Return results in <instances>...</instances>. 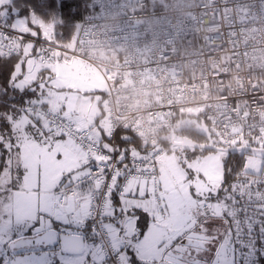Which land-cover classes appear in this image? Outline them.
<instances>
[{
  "label": "built area",
  "instance_id": "2783aa9c",
  "mask_svg": "<svg viewBox=\"0 0 264 264\" xmlns=\"http://www.w3.org/2000/svg\"><path fill=\"white\" fill-rule=\"evenodd\" d=\"M81 8L70 46L4 33L0 56L23 58L28 50L43 64L80 59L92 65L107 84L100 119L93 124L85 115H67L42 101L27 103V112L45 128L71 122L97 136L101 128L135 133L142 144L134 148L155 159L159 182L162 135L174 129L180 113L200 118L240 157L228 191L216 199L223 202L222 214L243 224L264 218V0H82ZM7 15L0 11V18ZM66 142L83 163L85 149L72 138ZM136 180L143 185L145 178L137 177L130 188ZM62 191L56 193L64 202ZM150 200L158 219L165 220L162 204L155 196ZM90 203L95 201L89 195L80 204L85 219L96 215ZM197 204L203 214L212 212L204 200ZM104 211L111 213L112 202ZM106 226L112 245H119L115 225ZM104 255L106 249L94 247L97 262Z\"/></svg>",
  "mask_w": 264,
  "mask_h": 264
},
{
  "label": "snow or ice",
  "instance_id": "6c2138e0",
  "mask_svg": "<svg viewBox=\"0 0 264 264\" xmlns=\"http://www.w3.org/2000/svg\"><path fill=\"white\" fill-rule=\"evenodd\" d=\"M39 2L41 6L58 9L62 16L69 19L77 15V0H39ZM34 10L32 0H26L23 7L11 8L6 17L0 18V39L3 38L4 33H8L18 34L22 38L27 37L28 40L37 43L41 42L43 38L39 34L22 32L15 26L18 17L30 15ZM33 49L39 54L36 44H33ZM12 73H15V64L6 70H0V79H3L6 86L5 91L13 86ZM15 91L20 93L19 99L22 103H27L29 96L34 97L37 94L36 88L17 87ZM0 119L4 121L0 126V135H5L6 131L8 140V143H5L4 139H0V176L5 174V169L8 170L9 176L7 182L0 185L2 189L0 195L7 196L9 193L19 192L18 180L27 175V166L18 162L13 168L12 152L13 150L19 152L20 145L16 142L17 137L12 135L7 116H0ZM28 127L32 128L34 135L39 136L45 143L49 136L57 141L72 138L85 149L87 158L78 168L63 173L54 189L56 192L63 190L60 198L69 205L65 209L64 217L40 211L31 218L30 222L18 225V230L13 232V240L19 242L23 238L24 241L17 243L13 249L22 253L19 256L23 264H66L65 257L75 252L73 240L75 233H81L83 238L94 247L99 245L106 249V255L99 262L95 260L93 254L86 255L84 259L89 264H145L139 254L138 245L146 239L153 217L141 204L129 202L151 199L155 196L157 202L162 204L161 212L167 211V197L163 186L155 179L158 171L155 159L149 157L145 151L134 148L131 138L124 134L128 131L126 129L108 132L101 128L97 136L90 127H74L71 122L67 127L63 122H57L55 128H45L43 132L32 125ZM63 156V152L56 154L57 159H63ZM13 172L16 174V179L11 178ZM195 176L196 173L192 170L188 178L192 179ZM137 177L145 178L143 185L136 180L134 189L130 188V183ZM200 178L205 179L202 173ZM223 184L222 180L221 188L216 191L210 188L206 196L196 191L195 184L189 186V192L194 198L204 200L207 208L209 203L220 197L224 191ZM89 195L95 201L89 204V210L95 209L96 215L89 214L83 225L76 224L69 218L76 215V209ZM106 202H112L110 214L104 211ZM210 214L206 211L204 215ZM243 214L241 209V215ZM222 219L229 225L225 234L213 235L210 230L212 222L203 216L192 230H186V232L204 233L209 237L202 245L191 243L186 233L175 237L170 247L175 248L178 254L183 250L177 257L179 264H186V258L190 264H264V218L243 224L225 212L222 214ZM125 220L132 224L133 230L130 231L126 224L121 223ZM109 223L114 224L118 229V237H124L119 245L113 246L107 236L106 225ZM225 235L230 237L226 244Z\"/></svg>",
  "mask_w": 264,
  "mask_h": 264
},
{
  "label": "rangeland",
  "instance_id": "374dc122",
  "mask_svg": "<svg viewBox=\"0 0 264 264\" xmlns=\"http://www.w3.org/2000/svg\"><path fill=\"white\" fill-rule=\"evenodd\" d=\"M10 1L0 0V7ZM33 21L41 23L36 17H33ZM15 26L21 31L32 33L35 31L25 17H18ZM51 29L52 24L46 26L45 32L47 35ZM28 53L27 50L24 57L17 64L14 75L20 74L22 71L23 59ZM30 57L32 58L29 59L31 64H28L26 71L23 70L25 75L20 82L22 86L36 79L37 70L42 68L41 62L36 60L35 57ZM45 78L46 80L41 82V84L44 83V86L55 87L60 85L66 88H79L91 92L107 91V84L101 73L95 67L80 59H76L71 64L60 62L57 67H48ZM28 116L29 114L24 113L21 120L27 119ZM188 126L196 128L195 130L205 134L204 139L201 140L202 142H199L202 143L201 147L182 145L184 139H190V137L181 135L183 132L181 128H187ZM162 138L169 140L168 144H166L167 142L164 143V139H161L164 152L162 161L159 164L160 184H162L164 194L167 197L168 208L165 211L167 218L160 221L157 213H155L146 239L138 245L139 254L145 264H169L170 261L168 262L165 256L167 255L166 252L174 249L170 245L175 237L181 233L188 234L189 232H186V230H192L202 216L212 222L210 225L211 229H215V227L219 229L220 221L218 219L220 220L222 217L223 202L214 201L209 203L212 212L210 215L205 216L200 212V208L196 204L198 198H194L190 194L189 186L195 184L196 191L206 196L210 188L212 191L221 188V182L226 178L228 167L236 165L235 159L231 156V152H235V150L218 142L206 121L200 118L188 116L182 121H178L174 129L163 134ZM61 149V145L51 142L46 144H25L22 146L23 161L27 166V175L23 181L24 192L27 191L29 194L40 193L38 189L44 187V184H42L44 177L48 178L46 181L48 183L55 175H60L61 177L65 173L63 169L66 164V157L63 156V159H57L56 157L58 152H62ZM192 170L195 171L196 176L189 179L188 177ZM201 173L205 179L200 178ZM154 212H156V209H154ZM126 225L130 231L133 229L129 221L126 222ZM17 230L18 225H9L5 221L0 220V251L8 250L9 247L5 248V245L12 239L13 232ZM123 239L124 237H118L120 242ZM13 251H10L12 256Z\"/></svg>",
  "mask_w": 264,
  "mask_h": 264
},
{
  "label": "crops",
  "instance_id": "0c3cea01",
  "mask_svg": "<svg viewBox=\"0 0 264 264\" xmlns=\"http://www.w3.org/2000/svg\"><path fill=\"white\" fill-rule=\"evenodd\" d=\"M29 57L28 58L25 57L23 59V69L20 72V74L25 75L23 70L25 71L27 70L28 64L30 63L29 59H32L31 57L30 58ZM58 64L59 63L44 64L43 66V63H42L41 64L42 68L37 70L36 76H39L40 72L44 68L48 69V67L50 66L57 67ZM22 79H23V76L17 81V85L19 87H25L30 84L29 83L27 85L22 86V84H20ZM41 88L44 91L42 92L40 101L44 102L47 105H52V106L56 105V106L61 107V111L64 114L85 115L88 119H90L91 121H94L93 124H96L97 123L96 121L100 119V112L102 111V104H101L100 96H103V94H105L106 92L104 91L91 92V91L82 90L79 88H71V87L66 88L60 85L55 86V87L44 86V83L41 84ZM28 117L27 119H24V120L20 119L17 122V125L20 127L19 129L22 132V136H21L22 139L20 140L19 161L20 163L24 165L25 163L23 161L22 146L25 144L29 145L33 143H45V141L40 139L39 136L34 135L32 128L28 127L29 125H32L34 126V128L43 132V128L41 127L40 123L38 124V122H36L30 116ZM46 139H47V143H50V142L57 143L62 146L61 151L64 153V156L66 157V161H65L66 164L63 169L64 172H68L72 169L78 168L81 165L82 158L79 156L78 153H76L71 148L68 142H66L65 140L57 141L52 136H49ZM24 178L25 176L22 179L19 192L14 193V194L13 193L7 194L6 196L7 198L5 197L6 201H3V204H2L3 206L0 204V220L5 221L7 224H12V223L27 224L28 222H30L31 218H34L36 214L40 211H47V212H50L54 215H58L61 218H63L65 209L68 208L69 205H66L64 202H61L56 191H54L56 185L60 181V175H55V177L50 179L48 183H46L48 178L44 177L42 179V184H44V187H42V189H38L40 193H33V194H29L27 191L24 192L25 191V188L23 185ZM71 200L72 198H69L70 203H71ZM129 203L141 204L151 214L152 217L156 213L154 212V209H155L154 204L152 203L150 199H145V200H140V201H131ZM199 210L202 213L201 208ZM69 219H71L76 224L83 225L85 221L83 210L80 207L77 208L76 215L70 217ZM121 223L126 224V222H123V221H121ZM77 234H81V233H77ZM85 241H86L85 249L83 251L74 252L72 255L65 257L66 264H89V262L85 261L84 258L88 254L94 255V246L90 244L87 240ZM172 250H175V248ZM4 252L5 251L3 252L0 251V255L1 253H4ZM168 252H166V254ZM8 253L9 252H6L7 256H3L2 264H23V261L21 260V257L19 256L22 254L21 252H19L18 250H16L15 252L13 251V256L11 255V252L10 254ZM169 264H176V263L170 262Z\"/></svg>",
  "mask_w": 264,
  "mask_h": 264
},
{
  "label": "trees",
  "instance_id": "16d2710c",
  "mask_svg": "<svg viewBox=\"0 0 264 264\" xmlns=\"http://www.w3.org/2000/svg\"><path fill=\"white\" fill-rule=\"evenodd\" d=\"M81 1L82 0H77L76 4V11L77 15L74 18H67L66 16H62L61 12L58 9H50L47 8V6H41L39 0H32V6L35 9L33 12H31L30 15L25 16V18L28 20L29 25L35 30V34H39L40 36L47 37L57 43H60L62 45L70 46L74 40L77 27L79 25V22L82 17V8H81ZM26 0H11L9 3L3 4V6L0 7V11L3 9H6L7 13L9 14V11L11 8H20L25 5ZM33 17H36L38 20L41 21V23H35L33 21ZM52 24V29L49 31V34L47 35L46 31V26ZM34 57V54L28 55ZM11 58V59H9ZM21 61V56H12V57H1L0 56V70H6V68L10 67L12 64H15V71L17 64ZM48 69L44 68L39 76L35 80H33L29 85L25 87H19L17 85V81L20 79L21 76H24V74H17L13 76L12 80V87H8L7 90L5 91V84L3 79H0V116H7L8 121L11 124V130H12V135L17 137V143L20 145V140L22 139V132L19 129L20 127L17 125V122L21 119L24 113L29 114L25 108V105L29 102H37L40 101L42 92L44 91L41 88V82L45 81V75L46 71ZM21 88V89H31V88H36L37 89V94L33 96H29L27 98V103H22L21 100L19 99L20 93L15 91V88ZM10 97H15V99H10ZM11 106V107H9ZM29 116L34 119L38 124L40 123L41 127H43V123L36 119L34 116L30 115ZM192 116L191 114H186V113H180L176 119V123L178 121H182L184 118ZM4 123L3 119H0V126H2ZM175 123V124H176ZM196 128H193L191 126H188L187 128H181L183 130L181 135H188L191 139L197 141V142H202L201 140L204 139L205 134L200 133L199 131L195 130ZM126 136L131 138L132 144L134 147H140L142 142L140 141L139 137L135 133H131L129 131L124 133ZM7 132L5 131V135H0V139H4L5 143H8V140L6 139ZM164 139L163 142L168 144L169 140L166 138H161ZM160 139V141H162ZM19 152H15L13 150L12 156H11V164L13 168L16 167L17 163L19 161ZM232 158L235 159L236 165L235 166H230L227 169L226 173V178L224 180L223 184V189L225 191H228L229 186L232 182V179L234 178L240 164V157L236 152H231ZM9 176H8V170L5 169V174L3 176H0V185H3L7 182ZM12 179H16V174L15 172L12 173ZM21 180H18V183L21 187ZM2 191V189H0ZM222 192V193H223ZM221 193V195H222ZM220 195V197H221ZM6 196L0 195V204H3V201H6L5 199ZM7 198V197H6ZM3 206V205H2ZM2 209V208H1ZM128 220H125L127 222ZM124 222V221H123ZM16 225H23L25 223H12ZM11 225V224H9ZM13 238L9 241L13 242ZM9 243L5 245V248L9 247ZM16 251V250H14ZM3 252V251H2ZM8 254H10V250H8ZM3 256H7L6 252L1 253L0 255V264L3 263L2 259Z\"/></svg>",
  "mask_w": 264,
  "mask_h": 264
},
{
  "label": "water",
  "instance_id": "95a60500",
  "mask_svg": "<svg viewBox=\"0 0 264 264\" xmlns=\"http://www.w3.org/2000/svg\"><path fill=\"white\" fill-rule=\"evenodd\" d=\"M201 144L202 143H199L193 139H189V138H185L184 141L182 142V145L184 146H187V147H193V146H198V147H201ZM188 237H189V240L190 238H196L198 240H200L201 242V245L204 243V240L206 238L205 234L204 233H200V232H192V233H189L188 234ZM73 240L75 242V252H81L85 249V239L83 238L82 234H77L75 233L73 235ZM23 238H21V240L18 242V241H13L12 243H10L9 245V248L8 250H13L15 248V246L17 245V243H23ZM7 250V251H8ZM5 251V252H7ZM179 254H182V251L181 253ZM178 253L176 252H168L167 255L165 256V259L170 261V262H173V263H176V264H179V261H178ZM186 264H190L189 261H187L186 259Z\"/></svg>",
  "mask_w": 264,
  "mask_h": 264
},
{
  "label": "flooded vegetation",
  "instance_id": "af4514ba",
  "mask_svg": "<svg viewBox=\"0 0 264 264\" xmlns=\"http://www.w3.org/2000/svg\"><path fill=\"white\" fill-rule=\"evenodd\" d=\"M217 221V220H216ZM218 221H220V227L218 229H211V226H210V230L212 231L213 235H216V234H225L226 231L228 230V225L223 221V219L221 218L220 220L218 219ZM216 223V222H215ZM215 223H214V226H215ZM192 232H196V231H191L189 233H192ZM188 233V234H189ZM187 234V235H188ZM209 239V237L206 236L205 241H207ZM229 239V236L228 235H225V240H224V243L226 244L227 243V240ZM190 242L193 243V244H199L201 245V242L200 240L196 239V238H190ZM204 244V243H203ZM176 250V249H175ZM175 250H171V252H176ZM183 251V250H182ZM170 252V251H169ZM177 253V252H176ZM187 259V258H186Z\"/></svg>",
  "mask_w": 264,
  "mask_h": 264
},
{
  "label": "bare ground",
  "instance_id": "6f19581e",
  "mask_svg": "<svg viewBox=\"0 0 264 264\" xmlns=\"http://www.w3.org/2000/svg\"><path fill=\"white\" fill-rule=\"evenodd\" d=\"M198 200V199H197ZM196 203H197V201H196ZM198 205V204H197ZM199 206V205H198ZM199 208H201L200 206H199Z\"/></svg>",
  "mask_w": 264,
  "mask_h": 264
}]
</instances>
